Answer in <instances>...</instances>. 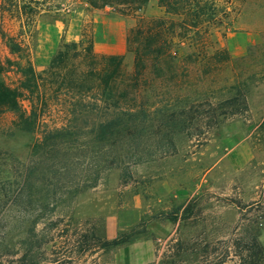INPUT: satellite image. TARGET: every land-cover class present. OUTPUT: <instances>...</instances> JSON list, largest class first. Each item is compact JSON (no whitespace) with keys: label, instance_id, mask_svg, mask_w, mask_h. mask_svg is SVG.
Segmentation results:
<instances>
[{"label":"rangeland","instance_id":"374dc122","mask_svg":"<svg viewBox=\"0 0 264 264\" xmlns=\"http://www.w3.org/2000/svg\"><path fill=\"white\" fill-rule=\"evenodd\" d=\"M73 5L63 1L60 16H37L25 31L16 19L0 14L1 77L7 85L17 87L21 80L12 62L30 63L45 78L56 52L78 40L64 22ZM160 14L154 0L135 16L96 11L98 59L123 56L131 71L130 29L141 18ZM8 38L20 45L21 54L10 53ZM216 39L233 60L219 64L226 66L189 95L209 98L218 111L227 109L221 101L236 95L237 114L220 116L219 125L203 128L199 136L175 135L169 152L152 138L145 142L149 152L133 158L120 153L119 167L103 171L95 187L81 186L99 170L97 149L83 156L73 151L67 159L32 154L46 128L66 123L78 102L75 90L40 81L34 132L17 129L16 113L0 114V264H264V0H239ZM67 63L69 70L85 74L92 65L83 55ZM20 105L30 110L28 100ZM138 157L140 162L131 164ZM122 233H133L132 242L100 248Z\"/></svg>","mask_w":264,"mask_h":264},{"label":"trees","instance_id":"16d2710c","mask_svg":"<svg viewBox=\"0 0 264 264\" xmlns=\"http://www.w3.org/2000/svg\"><path fill=\"white\" fill-rule=\"evenodd\" d=\"M63 1L75 5L66 10L64 22L67 28L73 26L78 40L64 44L56 52L44 72L45 78L30 63L21 66L12 62L10 66L21 78L17 87L5 83L1 77L5 69L0 65V114L16 113L17 129L34 132L40 120L41 110L34 99L40 81L45 79L46 84H56L67 92L75 90L78 102L67 112L66 123L46 128L42 140L31 149L34 155L56 153L62 159H67L73 151L83 156L90 148L97 149L99 170L81 187H95L103 171L119 167L116 163L120 153L133 158L149 152L150 146L145 142L152 138H159L163 150L169 152L175 135L199 136L203 128L209 130L219 125L220 116L237 114L233 108L239 102L236 95L221 101L219 105L227 109L218 111L209 98L191 99L189 93L196 94L204 78L233 60L227 50L218 47L216 33L225 28L239 0H154L161 14L151 19L141 18L127 37L128 51L134 57L131 71L124 68L123 56L98 59L94 52L93 15L110 8L125 16H135L151 0H0V14L2 19L5 15L16 19L25 31L33 26L37 16L51 17L53 13L60 16ZM6 42L11 54H21L20 45L12 38ZM82 55L92 64L87 74L69 70L67 62ZM88 98L93 101H85ZM23 99L29 101V111L21 109ZM80 139L82 144L65 145L78 143ZM138 158L131 164L139 163ZM132 235L122 233L104 241L100 248L128 244L133 240Z\"/></svg>","mask_w":264,"mask_h":264}]
</instances>
